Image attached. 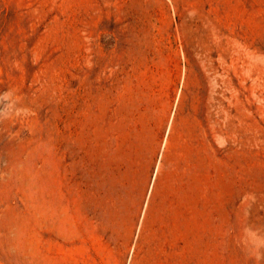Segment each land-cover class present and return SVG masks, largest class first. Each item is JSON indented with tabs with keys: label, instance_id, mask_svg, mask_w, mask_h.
Segmentation results:
<instances>
[{
	"label": "rangeland",
	"instance_id": "obj_1",
	"mask_svg": "<svg viewBox=\"0 0 264 264\" xmlns=\"http://www.w3.org/2000/svg\"><path fill=\"white\" fill-rule=\"evenodd\" d=\"M0 264H264V0H0Z\"/></svg>",
	"mask_w": 264,
	"mask_h": 264
}]
</instances>
